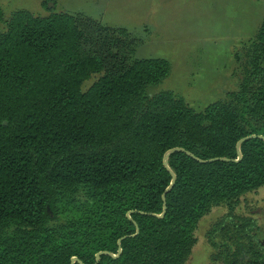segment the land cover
<instances>
[{"label":"trees","instance_id":"trees-1","mask_svg":"<svg viewBox=\"0 0 264 264\" xmlns=\"http://www.w3.org/2000/svg\"><path fill=\"white\" fill-rule=\"evenodd\" d=\"M141 42L0 3V264H187L220 210L212 264H264V226L240 211L264 188V16L236 47L238 89L203 109L149 92L171 64Z\"/></svg>","mask_w":264,"mask_h":264},{"label":"rangeland","instance_id":"rangeland-1","mask_svg":"<svg viewBox=\"0 0 264 264\" xmlns=\"http://www.w3.org/2000/svg\"><path fill=\"white\" fill-rule=\"evenodd\" d=\"M0 3L7 16L18 9L36 15H47L54 9L83 12L106 24L128 28L142 39L137 57L163 55L171 64L169 75L150 86L149 92L172 90L197 109L238 89L236 47L255 35L264 16V0H0ZM153 9L164 10L160 16L164 21L156 38L151 37L153 32L149 33V28H153L151 17L156 12L148 11ZM145 19L150 20L148 24L140 22ZM189 38H194L193 43ZM248 200L249 208L242 207L240 211L247 214L250 209L248 214L264 226V188L250 194ZM222 212L201 221L199 242L187 264L213 263L210 259L213 250L206 234Z\"/></svg>","mask_w":264,"mask_h":264},{"label":"crops","instance_id":"crops-1","mask_svg":"<svg viewBox=\"0 0 264 264\" xmlns=\"http://www.w3.org/2000/svg\"><path fill=\"white\" fill-rule=\"evenodd\" d=\"M253 1H256V0H253ZM156 10H158V11H155V9H153V11H151L150 12V10L148 11V13L149 14H154L155 12H156V15H154L153 17H151V20H152V29L151 28H149L150 29V31H149V33L150 32H153L152 33V35H151V37H153V38H156V36L159 34V32L161 31V24H162V22L164 21V17L162 18V17H160L161 15H164V10H161V9H156ZM148 18V17H147ZM150 20L149 19H145V20H143V21H140L142 24H143V22L144 23H147L148 24V22H149ZM150 24V23H149ZM146 30H147V28H146ZM193 39L194 38H189V41H191V43H193ZM162 57H164L165 58V56H163L162 55Z\"/></svg>","mask_w":264,"mask_h":264},{"label":"water","instance_id":"water-1","mask_svg":"<svg viewBox=\"0 0 264 264\" xmlns=\"http://www.w3.org/2000/svg\"><path fill=\"white\" fill-rule=\"evenodd\" d=\"M172 151H175V150H172ZM171 151V152H172ZM169 154H170V152H169ZM169 154H167V156H166V158H165V163L167 164L168 162H167V160H168V157H169ZM175 176V175H174ZM174 182H175V180H173V182H172V184H171V186L167 189V191L174 185ZM166 191V192H167ZM166 192H165V194H166ZM165 194L163 195L164 197H165ZM165 212H163L161 215H163ZM76 260H78L77 258H74V261H76Z\"/></svg>","mask_w":264,"mask_h":264}]
</instances>
